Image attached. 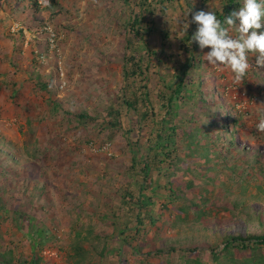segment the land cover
<instances>
[{"label": "rangeland", "instance_id": "obj_1", "mask_svg": "<svg viewBox=\"0 0 264 264\" xmlns=\"http://www.w3.org/2000/svg\"><path fill=\"white\" fill-rule=\"evenodd\" d=\"M228 5L0 0V264H73L78 239L85 264H264V245L226 246L264 235V68L234 82L182 31Z\"/></svg>", "mask_w": 264, "mask_h": 264}, {"label": "clouds", "instance_id": "obj_2", "mask_svg": "<svg viewBox=\"0 0 264 264\" xmlns=\"http://www.w3.org/2000/svg\"><path fill=\"white\" fill-rule=\"evenodd\" d=\"M240 5L224 17L223 23L213 10L191 9V20L186 18L182 25L185 33L190 24L196 25L189 43L196 42L201 50L209 48L204 60L216 68L230 69L237 83L253 67L250 57H255L257 67L264 68V0H240ZM233 29L236 35L230 34ZM258 108L256 127L264 132V105Z\"/></svg>", "mask_w": 264, "mask_h": 264}, {"label": "trees", "instance_id": "obj_3", "mask_svg": "<svg viewBox=\"0 0 264 264\" xmlns=\"http://www.w3.org/2000/svg\"><path fill=\"white\" fill-rule=\"evenodd\" d=\"M235 3H236V0H229V5L224 7L222 12H216L217 18L220 19L222 23L224 21V17L232 12V10L234 8L233 5ZM137 22H138L137 19L133 22V24H134L133 29H134L135 25L137 24ZM195 46L197 47L198 44L196 43ZM192 63H193V56H191V60L188 64L187 68H190ZM178 78H179V83H178L176 89L174 90V94L168 98V104H169V106H168L169 110L167 113L168 115H170L171 112H173V110L175 109L176 98L178 97V95L181 94L183 86H184V79H183L182 75H178ZM174 132H175V130L173 129L172 135H170V137H168V138H165L161 132L157 133V135H156L157 139L153 144L154 146L152 147L153 148L152 150H155V152L157 154L167 153V152H165L166 145L170 141L174 140V136H173ZM151 170H152L151 165L149 163H147L144 167L145 174H149ZM138 191H139V197H140L139 202H141L144 205H148L149 203H151V200L149 199V197L146 195L145 192H143L142 186L140 187V189ZM44 233H46L45 229H39V230H36V232L30 231L27 233V236L31 240L32 249H33L32 251H35V248L41 243V241H39V238L43 237ZM35 234H37V235H35ZM78 242L74 248L76 252L71 255L70 260L73 261V264H85L86 258L84 256L86 254V250L83 247V239H78ZM227 242L228 243L226 244V246H228L231 242H241V243H245V242L251 243L252 242L254 244L264 245V235H254V236H250V237L234 236V237H231L230 239H228ZM39 260H40L39 257H33L32 260L29 261V263L30 264H39ZM3 264H9V261L5 262Z\"/></svg>", "mask_w": 264, "mask_h": 264}, {"label": "built area", "instance_id": "obj_4", "mask_svg": "<svg viewBox=\"0 0 264 264\" xmlns=\"http://www.w3.org/2000/svg\"><path fill=\"white\" fill-rule=\"evenodd\" d=\"M45 33V36L49 42V45L51 46V48L53 49L55 47V42H56V38H57V32L55 31L54 27L52 26V24L50 22H45L42 26H41V33ZM63 75V72H62ZM110 146L109 143H106L102 149L98 148L99 150H106L108 149ZM97 150V149H96Z\"/></svg>", "mask_w": 264, "mask_h": 264}]
</instances>
